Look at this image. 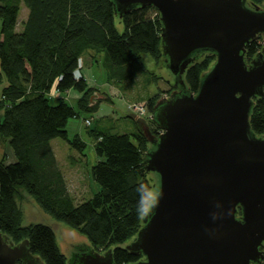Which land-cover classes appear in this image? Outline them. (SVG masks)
Instances as JSON below:
<instances>
[{
  "label": "trees",
  "instance_id": "obj_1",
  "mask_svg": "<svg viewBox=\"0 0 264 264\" xmlns=\"http://www.w3.org/2000/svg\"><path fill=\"white\" fill-rule=\"evenodd\" d=\"M21 1L28 14L17 30ZM161 26L151 5L132 7L120 16L112 0H0V81H5L0 89V140L14 155L6 162L5 150L0 149V233L15 243L27 239L30 252L45 264H67L68 256L59 249L49 224H22V191L54 219L84 234L94 250L111 249L115 264L142 257L123 244L141 227L150 201L152 185L143 163L150 149L147 131L139 126L130 133L90 129L97 156L91 173L100 187L79 203L67 189L51 140L60 137L83 151L85 143L78 135L69 138L66 125L79 110L95 108L99 99L91 102L97 88L89 86L83 74L74 77L78 59L88 55L93 60L104 52L112 71L131 80L144 70L143 53L155 63L166 58ZM262 39L261 34L245 44L248 61L263 46ZM192 57L182 79L186 89L196 93L215 55L199 51ZM70 89L78 94L76 107L66 98ZM158 99L159 92L145 100L154 137L161 131L153 118ZM249 122L256 135H264V95L253 98ZM258 264H264V252Z\"/></svg>",
  "mask_w": 264,
  "mask_h": 264
},
{
  "label": "water",
  "instance_id": "obj_2",
  "mask_svg": "<svg viewBox=\"0 0 264 264\" xmlns=\"http://www.w3.org/2000/svg\"><path fill=\"white\" fill-rule=\"evenodd\" d=\"M112 1L120 16L135 6L158 11L166 58L154 72L180 88L154 106L156 137L140 118L151 143L143 163L154 194L141 227L124 244L142 257L126 264H258L264 135L252 131L249 114L253 98L264 95V44L249 61L245 44L264 35V9L247 0ZM199 51L215 59L193 93L182 74ZM57 229L67 264H115L111 249L101 253L86 239L65 240ZM27 245L0 233V264H45Z\"/></svg>",
  "mask_w": 264,
  "mask_h": 264
},
{
  "label": "rangeland",
  "instance_id": "obj_3",
  "mask_svg": "<svg viewBox=\"0 0 264 264\" xmlns=\"http://www.w3.org/2000/svg\"><path fill=\"white\" fill-rule=\"evenodd\" d=\"M257 6L264 9V4H257ZM27 14L28 8L24 2L21 1L19 3V12L17 17V30L22 27V21L26 18ZM115 24L119 30L122 28L120 22ZM262 42H264V39H262ZM142 59L144 63V70H140L135 78L129 80L122 78L112 71L105 59L104 52H100L93 60L88 55L83 56L82 72L85 73L87 84L97 88L94 94L90 97V100L91 102L99 100L95 108L91 110H79L78 115L70 117L66 125L67 135L69 138H73L78 135L80 140L85 143L83 151L77 154L78 150L73 146H70L66 140L60 137L53 138L51 141V145L54 148L56 156L59 160L60 168L65 169L75 163V166L80 168L81 173L84 174L85 178L89 182L85 191H82L83 188L78 190L70 189V195L73 197L74 203L86 200L100 187L91 173V166L96 162L97 156L94 150L95 135L93 132H90V129L96 131L109 130L118 133H130L136 130L137 126H142L141 122L143 121L140 120V118H142L149 131V116L134 117L132 112L128 109V104L145 102L138 100L148 98L157 92H159V98L165 94L169 96L171 90L178 89L175 84L170 83L162 75L154 72V68L161 66V64H159L160 62L155 63L148 53H143ZM4 82V80L0 81V89ZM72 91L76 92L73 89ZM66 98L73 106H75L74 99L70 96ZM85 119L89 120V124L85 123ZM149 145H151L150 142ZM0 148L3 150L6 148V162L14 160L13 152L7 146L6 142L0 140ZM72 156H74V160ZM148 175L152 177V172L148 171L147 177ZM149 182L152 185L153 181L149 180ZM151 192L152 190H150L149 194L150 199L154 194ZM18 203L20 204L23 213L22 224L30 222L49 224L54 230L56 242L60 250V236L57 228L61 229L65 240L70 241L72 238L80 237L89 241L84 234L70 227L66 223L56 220L50 216V214L45 212L26 192L22 191V197L18 199ZM132 239L133 238H130L129 240ZM104 251L106 250L100 252L103 253ZM64 254L67 255L66 253Z\"/></svg>",
  "mask_w": 264,
  "mask_h": 264
},
{
  "label": "crops",
  "instance_id": "obj_4",
  "mask_svg": "<svg viewBox=\"0 0 264 264\" xmlns=\"http://www.w3.org/2000/svg\"><path fill=\"white\" fill-rule=\"evenodd\" d=\"M83 75L85 77V73L84 72H83ZM160 91H163V90H160ZM67 94H68V97L70 96L72 99H74L78 95L77 92H73L72 89H70L67 92ZM146 99L147 98H143V99H140L138 101H145ZM1 114H2V111L0 110V116H1ZM141 124H142V126H139V127L142 128L145 131L144 123L141 122ZM57 146L60 147L59 145H57ZM4 149L6 151V148H4ZM53 151H54L55 157H56L57 162H58V165H59V160H58V158L56 156V153H55L54 148H53ZM77 154H79V151H78ZM73 157L74 156H72V158ZM73 160H74V158H73ZM60 169H61V171H62V173L64 175V179H65V182H66V186H67V189H68L69 192L71 191L70 189L78 190L80 188L81 189L83 188L82 191H85V189H87L89 182L85 178L84 174L81 173L80 168L75 166V163H73L69 167H66L65 169H63V168H60Z\"/></svg>",
  "mask_w": 264,
  "mask_h": 264
},
{
  "label": "built area",
  "instance_id": "obj_5",
  "mask_svg": "<svg viewBox=\"0 0 264 264\" xmlns=\"http://www.w3.org/2000/svg\"><path fill=\"white\" fill-rule=\"evenodd\" d=\"M82 68H83V60H82V58H79L78 62H77V66L73 71V75L75 78H79L82 76V74H83ZM53 94L57 95V91H54ZM163 97L165 98L168 96L165 94ZM128 109L132 112L133 116L136 118L150 115L148 113L147 106H146L145 102H138V104L137 103H130V104H128ZM84 121H85V123L89 124L88 119H85Z\"/></svg>",
  "mask_w": 264,
  "mask_h": 264
},
{
  "label": "flooded vegetation",
  "instance_id": "obj_6",
  "mask_svg": "<svg viewBox=\"0 0 264 264\" xmlns=\"http://www.w3.org/2000/svg\"><path fill=\"white\" fill-rule=\"evenodd\" d=\"M177 90H180V88H179V89H177Z\"/></svg>",
  "mask_w": 264,
  "mask_h": 264
}]
</instances>
